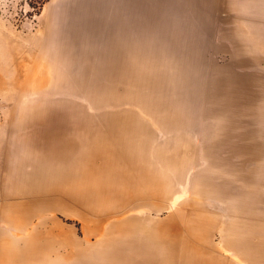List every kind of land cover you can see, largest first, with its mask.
Wrapping results in <instances>:
<instances>
[{
    "label": "rangeland",
    "instance_id": "1",
    "mask_svg": "<svg viewBox=\"0 0 264 264\" xmlns=\"http://www.w3.org/2000/svg\"><path fill=\"white\" fill-rule=\"evenodd\" d=\"M263 27L227 0H0V264H76L71 237L108 262L95 222L126 215L175 216L182 264H264Z\"/></svg>",
    "mask_w": 264,
    "mask_h": 264
},
{
    "label": "crops",
    "instance_id": "2",
    "mask_svg": "<svg viewBox=\"0 0 264 264\" xmlns=\"http://www.w3.org/2000/svg\"><path fill=\"white\" fill-rule=\"evenodd\" d=\"M230 1L233 5V13L238 16V19L240 13L245 12L250 13L253 16V20L264 24V0H227V2ZM49 159L53 160L54 163L56 157L50 154ZM54 188L62 190L60 186H41L40 191ZM19 191L25 192L29 191V189H19ZM45 196L47 195H41V199H44ZM64 196L67 197L65 193ZM80 201L79 198L75 199V202ZM78 215L84 216L81 212H78ZM28 218H26V221ZM166 219L155 221L152 228L144 226V217L139 215H126L121 219L112 220L108 227H104L101 224V220H96L93 233H99L104 242L107 239L108 251L118 254H131V258L136 259V261L130 264H182L181 256L183 252L180 225L178 223L175 224V216L173 215H169ZM122 238L125 240H121ZM137 254L140 256V261H138ZM142 254L145 255L144 257H147V261L141 260ZM76 264L126 263L117 260L114 262H86L83 257Z\"/></svg>",
    "mask_w": 264,
    "mask_h": 264
},
{
    "label": "bare ground",
    "instance_id": "3",
    "mask_svg": "<svg viewBox=\"0 0 264 264\" xmlns=\"http://www.w3.org/2000/svg\"><path fill=\"white\" fill-rule=\"evenodd\" d=\"M52 208H61L62 210L65 209L64 205H62V201L60 200H54L52 202ZM25 215H26V218L28 217V215H30V212H25ZM25 215L22 214L19 218H13L12 221H16L17 225L19 226H22L25 221H26V218H25ZM56 227H57V230H58V236L61 234H63V230L61 228V225L60 224H56ZM71 242L70 244H72V246H74V249L72 250V255L71 256H74L76 258V262L81 259V258H85L86 257H90V255L88 254V252H84V248L82 249L80 247V242L74 238V237H71ZM119 240V239H118ZM121 240H125L124 238H122ZM106 242H104V239H102V244L100 245L101 247V252H100V255H101V258H105V261L108 259L109 261H112L114 262L115 260L117 261H122L123 263H126V264H130V263H133L134 261H136V259H132L131 258V254H118V253H115V252H110L108 251L109 250V246H107V239L105 240ZM60 242H65V241H60ZM28 250H30L28 248ZM52 251V244L49 243V241H47V243L45 245H43L42 247H38L36 249V252L35 253H39V255L35 254L34 256L35 259V264H56L55 262H63V261H67V259L70 257V256H66L64 257L63 255H57L56 258H54V260H42V255H46V254H50ZM138 255V261H140V256L139 254ZM145 255L142 254V257H141V260H145L147 261V257H144ZM46 258V257H45ZM59 260V261H58ZM45 261V262H44ZM44 262V263H43ZM63 264H66V263H63ZM74 264V263H73Z\"/></svg>",
    "mask_w": 264,
    "mask_h": 264
}]
</instances>
